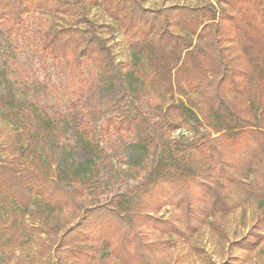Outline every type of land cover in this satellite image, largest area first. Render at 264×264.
Here are the masks:
<instances>
[{"label": "trees", "instance_id": "1", "mask_svg": "<svg viewBox=\"0 0 264 264\" xmlns=\"http://www.w3.org/2000/svg\"><path fill=\"white\" fill-rule=\"evenodd\" d=\"M214 3L152 9L139 0H101L135 55L133 68L123 72L82 3L0 0V22L17 23L36 12L71 16L74 24L45 33L44 50L61 58L75 78L84 61L93 63L109 85L123 93L112 100L114 108L152 92L157 117L136 108V114L105 118L98 127L106 114L97 105L87 113L50 114L40 100L16 98L11 90H3L0 118L13 132L0 142V151L6 152L0 157V217L10 221L5 228L13 250L25 249L31 230H36L54 235L44 246L54 248L60 264H90L93 256L109 253L121 264H157L153 254L172 246L169 236L189 241L211 216L230 215L252 200L260 204L258 218L234 245L252 251L261 244L264 0ZM231 46L240 52L237 62L229 58ZM140 56L147 64L149 75H142L150 80V90L140 81ZM182 129L191 136L174 138ZM104 132L120 138L132 135L131 145L154 160L144 168L138 186L114 194L107 203L82 207L87 191L93 193L100 185L93 169ZM68 133L85 156L84 164L61 151ZM62 182L74 187L64 188ZM168 206L179 209L175 220L159 216ZM146 227L157 235L154 239L143 231ZM2 229L0 246H5ZM44 255L41 250L39 256ZM18 260L16 264L25 263Z\"/></svg>", "mask_w": 264, "mask_h": 264}, {"label": "rangeland", "instance_id": "2", "mask_svg": "<svg viewBox=\"0 0 264 264\" xmlns=\"http://www.w3.org/2000/svg\"><path fill=\"white\" fill-rule=\"evenodd\" d=\"M73 1L84 5L88 19L93 23L95 31L106 40L123 72L132 69L134 52L129 48L117 23L103 11L101 0H94L96 3H88L86 0ZM139 1L145 7L158 9L172 5L197 7L204 5L207 0ZM209 1L214 3V0ZM73 20L75 19L69 15L36 12L25 15L17 23L0 22V94L3 90H11L16 98H27L29 101L40 100L50 114L55 111L66 113L69 110H84L87 113L94 105H97L106 114L100 119L98 127L104 126L105 118L119 114L134 115L137 112L136 108L154 116L156 120V113L151 107L152 92L149 95H135L134 104H121L120 107L114 108L111 106L112 100L114 101L123 93L111 87L95 69L93 63L84 61L81 64L78 71L80 79H78L66 68L61 58L49 50H44L45 33L50 29L74 24ZM79 26L83 24L80 23ZM109 26L114 27L115 31H112ZM228 55L234 62L240 60V52L234 46L230 47ZM137 68L141 73L140 81L144 90L149 89L150 80L143 76L149 75L144 56H140ZM0 126L5 127L2 131L3 137H0V142H3L5 135L13 132V126L6 127L1 118ZM181 134L191 136L188 131L182 129L175 132L173 137L177 138ZM98 140L100 152L94 158L97 168L93 171L94 174H99L100 185L93 193L87 191V195L82 199V207L107 203L114 194L123 193L138 186L146 174L144 168L150 167L154 160L152 154L144 155L131 145L134 142L132 135L120 138L113 132H104ZM75 146L76 142L71 133H68L60 143L61 151L73 154L76 163L84 164L86 158L80 150H76ZM5 154V151H0V157L4 158ZM61 185L67 189L74 187L71 182H62ZM259 206L257 201L252 200L230 215H213L189 241L169 236L172 246L153 254L157 264H264V240L252 251L243 250L234 245L235 242L247 236L256 222L260 212ZM179 212L178 208L168 206L162 209L159 216L175 220ZM67 214L65 212L63 215L68 216ZM31 219L27 217V220L31 221ZM9 222L4 217H0V227L5 232L1 243L4 241L7 244L0 246V264H16L20 258L24 260L23 264H60L54 248L49 251L47 246H44L49 238H54V235H40L36 230H31L32 238L25 249L17 247L13 250L12 244L8 243V229L5 228ZM143 231L151 239L157 236L148 227L143 228ZM25 240L28 241V237ZM41 250H44L43 257L39 256ZM90 264L121 263L109 253L93 256Z\"/></svg>", "mask_w": 264, "mask_h": 264}]
</instances>
